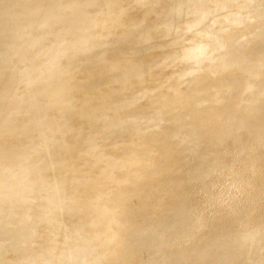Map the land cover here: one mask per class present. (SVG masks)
Listing matches in <instances>:
<instances>
[{
	"label": "bare ground",
	"instance_id": "6f19581e",
	"mask_svg": "<svg viewBox=\"0 0 264 264\" xmlns=\"http://www.w3.org/2000/svg\"><path fill=\"white\" fill-rule=\"evenodd\" d=\"M69 1L73 2V0ZM109 1L108 11L114 20L111 25L101 27V30H105L106 33L109 29L118 27L119 32L117 38L107 46L109 56L105 61L102 62L96 57V59L80 63H74L71 59L66 60L67 58L62 59L51 70L46 71L40 80H36V77L29 79L25 90L7 95L12 88L9 86L0 88V99H2L0 103L1 162L8 167L12 166L17 158L15 152H19V156L23 158L34 150H42V154L50 155L47 157L48 161L53 162L52 166L48 167V172L39 178L41 182H37L32 187L33 190L44 193L50 189L43 181L52 178L53 170H55L52 167L56 161L59 164L67 162L66 153L75 146L71 153L68 170L64 173L65 192L61 194L60 201L58 199V203L51 211L52 217L49 215L54 223L47 225L46 220L35 215L32 217L30 212L28 213L30 207L24 202V195H16L12 202L8 201L10 194L18 190L16 185L8 188L0 187V264H63L64 262L65 264H208V252L206 251L208 235L213 231L221 234L226 231L224 226L231 225L232 220L221 223L222 218L228 215L234 216L239 212L240 205L246 201L257 198L264 202V83L256 91L254 98L248 100L243 106L240 113L235 115L232 113V108H228L223 119L219 121L215 116L217 114L212 113L218 112L210 110L213 102L216 106L217 99L214 98L213 93L208 91L206 84L194 81L178 82L173 74V81L184 85L183 91L176 94L173 87H166L164 93L159 95L157 89L164 81L157 76H150L143 81L149 79L147 83L151 85L146 94L143 89H138L131 97L125 98L118 97V95L122 94L120 90L127 87L126 76L129 72L122 71L119 67L115 74L106 75L104 78L97 77L96 74L113 60L119 64H130L128 68L131 70L129 71L137 69L135 60L146 55L151 49L160 50L158 56L160 62L169 60L167 50L173 49L176 56L169 61L177 66L179 56L193 42L208 45L214 52L237 60L264 62V28L263 31L260 30L264 25V11L261 12L258 9L255 13V10L247 16L246 21L243 18L246 23L255 22L254 24L257 23L258 27L260 25L259 30H254L259 31L255 32L256 35L255 33L249 35L248 30L251 31L253 26H250V29L246 27L247 32L243 30V25L240 27L242 29L240 33L244 31L245 35L235 30L240 36H245L244 39L241 36L240 44L245 42L248 44L253 40L251 46L248 44L249 47L244 44L242 48L241 44L242 51L240 46L235 44L240 50L237 51L238 55L234 53L235 56L230 55L234 52L232 48V52L231 49L223 52L221 46L231 32H229L230 27L236 26L234 29L239 31L237 28L240 26H237L240 22L238 3L242 4L246 0H235L234 6H227L222 2L212 3L213 5L208 10H204L200 2L164 0L163 3L161 2L162 5L149 8L145 14L144 12L138 13L133 20L127 19L119 26L117 23L122 12L118 8V2L121 0ZM133 1H135L133 6L139 7L146 2V0ZM64 3L66 4V0ZM75 3L78 5L79 12L90 8L89 4L86 5L87 3L85 4L83 0H75ZM97 3L95 2V5ZM85 6H88L87 9ZM162 8L165 9L163 13L160 11ZM151 12L156 14V21L148 23L145 16ZM77 15L80 17V14ZM92 16L95 15L92 14ZM259 16L261 19L258 18ZM15 17L8 16L0 24V28L7 31L6 26L8 27V23L14 24L12 21H15ZM216 19L221 20L219 24L215 22ZM33 20L34 22L30 21L32 24L24 27L20 33L21 38L27 39L31 32L39 29L41 13H35ZM257 20L259 22H256ZM246 23L245 25L248 26L249 24ZM132 33L135 35L133 45L128 43ZM247 33L250 37L254 35V39L251 40L253 37H248ZM229 38L231 42L234 40L231 36ZM247 38L250 39L247 40ZM27 42L26 45L29 48L32 41ZM89 43L91 42L87 41L85 50L77 55L91 56L94 52H91L92 47ZM126 44L131 45L133 53L128 54L122 50V46ZM17 45L12 44L13 47L11 45L8 47V50L13 48L10 50L17 53L16 58L20 50L19 44ZM21 48L23 51L26 50V46ZM238 48L235 49L238 50ZM11 55L12 53H9V56ZM129 57L132 61L128 60ZM20 59L21 56L18 61ZM24 60L29 67L36 66L35 55ZM149 64L151 61H148ZM22 71L20 70L18 75L22 74ZM94 73L96 76L93 75ZM3 78V76L0 77V86L4 84ZM113 82L115 84L112 87L104 85ZM65 86L68 88H64ZM239 87L240 84L234 82L230 92ZM71 92L79 94L67 99ZM253 92L246 93L242 88L243 95H250ZM228 95L227 93L226 96ZM89 98L95 101H98L97 98L106 99L104 104L96 105L100 109L103 104L104 107H101L103 109L99 110L101 112H96L98 108L92 109L94 100ZM147 99H159L160 108L171 107L182 101L184 104L182 109L192 108L194 116H191L192 119L189 121L187 119L185 123L186 121H182L184 118L182 112L172 117L168 113L160 119L163 121L162 125L150 128L145 108ZM88 100L90 101L87 102ZM222 100L217 105H220ZM73 105L76 107L69 114L68 121L60 120L61 111L69 110ZM77 112L80 114H76ZM153 112L151 114L155 113ZM13 114L16 117H12ZM203 118L208 119L215 130L221 131L219 137L214 139L205 137V127L204 129H202L203 126L199 128V122ZM235 120L242 121L244 126L236 131L231 142L221 143V138L231 131V124ZM178 124L179 127L181 125L184 127L180 129L178 127L176 130ZM147 128H150L147 134L139 138L138 132ZM198 140H203V143ZM140 142L148 143L142 150L155 148L157 156L153 155L151 158H155L142 163L138 171L128 172L127 177L131 183L123 185L124 182L119 181L122 186L115 192L116 199L121 205L127 206L126 210L113 212L112 209L104 207L95 192L86 197L82 195L83 183L94 176V174L91 175V169L95 164L100 165L97 174L104 177L108 170L109 174L115 175L119 172L118 169H122V162L125 165L127 164L125 162H128L126 165L128 167L133 165V161L139 160L136 158L139 155L138 143ZM155 144L158 147H155ZM176 147L179 151L174 154ZM113 151H116L117 157L111 158L109 154L111 155ZM170 155L173 156L169 157ZM189 156L196 157L197 163L191 166L186 165L185 161ZM119 158L125 159H122L120 163L121 168L116 166ZM138 162L134 164L136 167ZM116 168L117 171L113 173ZM7 172L5 175L0 174V184L15 175V172ZM78 174H86L85 179L78 180ZM138 175L145 178V181L135 184ZM131 177L135 178L129 179ZM233 178H236L234 182H232ZM161 181L170 183L169 194L165 198L157 190V185ZM120 183L115 182L116 185H121ZM134 200L136 202L133 203ZM133 204L135 208H132ZM184 206L187 209L178 219H175L172 215L173 209ZM100 212L103 215L98 216ZM253 216V222H247L246 225L259 229L258 236L254 234L255 240L256 237L262 239L264 238V211L258 214L255 212ZM50 218L49 221H51ZM60 220L64 221L62 222L64 225L60 223ZM205 220L220 225L201 229V224ZM19 221H24L21 225L24 226L21 228L16 225ZM114 222L121 223L122 226L115 229ZM124 231H126L124 236L117 235ZM90 234L94 236L90 238ZM45 235L60 241L54 243L50 237L48 241L49 239L51 241L47 242ZM42 237L44 240L41 239ZM106 237H108L106 243L96 249L90 245L80 246L92 238ZM159 241L163 242L165 247L158 251L154 247ZM74 244L77 246L69 253L63 252V249ZM232 247L229 244L221 249L214 264H226ZM57 250L60 251L54 253ZM251 261L253 264H264V252L257 254Z\"/></svg>",
	"mask_w": 264,
	"mask_h": 264
},
{
	"label": "rangeland",
	"instance_id": "374dc122",
	"mask_svg": "<svg viewBox=\"0 0 264 264\" xmlns=\"http://www.w3.org/2000/svg\"><path fill=\"white\" fill-rule=\"evenodd\" d=\"M48 1H50V0H45V1H43V0H0V24L4 20H6L8 18V16L9 17L10 16H16L14 19L15 21H12L14 24L8 23V27L6 26V28H8L7 31L4 30L3 28L2 29L0 28V34H5L7 36L6 37L5 35H3V36H5V37H3L2 35H0V36H2V37H0V39L2 38L0 40V47L3 46V47H1V49L2 48L3 49L2 50L0 49V77L1 76L4 77L3 78L4 84L2 86H0V88H4V86H9V88H12V91H8L7 95H11L13 92L25 90V86L27 85L28 80L35 77L32 70L38 66V62H36L35 67H29L27 62H25L24 59L28 60L30 57H33L35 55V50L28 48L26 44H28L27 41H30V40L34 41L35 39H38V36L40 35L39 29L33 31V33L31 32V34L29 35V37L27 39H25L23 37L21 38L20 33L24 30V27H26L28 24H32L31 23L32 21L34 22V20H33L34 14L35 13H37V14L41 13L42 7H44L46 4H48L47 3ZM68 1L69 0H66V4ZM83 1L85 2V4L87 3L86 5L89 4L90 8L87 9L88 6H85L86 7L85 9H87L86 11L81 10V12H79V10H77V14H80L79 15L80 17H78V15L76 14V16H77L76 22H77L79 28L81 26L80 29L82 31V34L84 35V38L87 41L91 42V43H89L92 47L91 52H94V53L91 56L87 55V54L86 55H77L76 54L75 56H70L67 59L66 58L65 59L69 60V61L71 59V61L73 60L74 63H80V62H84V61L86 62V61H90L92 59L97 58L103 62L106 60V57L109 56V50H108L107 46H109V44L117 38L119 28L114 27L112 29H109V31H106V33H105V30H101V27H103L104 25H108V26L111 25L113 20H114L113 16L108 11L109 2H110L109 0H104V2H103V0H97V1H99L98 3L96 0L94 2H93V0L92 1L88 0L89 2L91 1L90 3L88 1L86 2V0H83ZM155 1L156 0H152V1L146 0V2L144 1L145 3L141 7L133 6V4L135 3V1H133V0H121V1H119L118 2V8H119V10H121L122 15L118 19L119 21L117 23L118 24L117 26L123 24L127 19L133 20L134 16H136L138 13L144 12V14H145V12L149 8L158 7L159 5H162V3L164 2V0L163 1L158 0V1H156V3H155ZM236 1L235 0H186L187 3L200 2L201 6L204 10L210 9L211 6L217 2H222L223 4H226L227 6L228 5L234 6V4H236ZM62 2L64 3L65 0H62ZM95 2L97 3L96 5H95ZM158 2H160V3H158ZM70 3H72V1ZM92 4H93V6H92ZM263 5H264V0H246V2H244L242 4L238 3V9L237 10L239 12V16H240L239 18H240V22L242 21L241 22L242 24L239 22V24L237 25V26L240 25L239 27H237V28H239L238 29L239 31H237V29H234V27H236V26L230 27L229 32L230 31L231 32L227 35V37L229 38V36H231V39L234 38V40L232 41L234 43V45L231 41H229L230 38L228 39L226 37L224 40L226 41L228 39L227 42L223 41L224 44L221 46V48H223V52H225L226 49L230 50L232 48L234 50V52H232L233 50L231 49L232 53L230 55H232L234 53H236V55H238L237 51H240L241 46L243 48V46H245L244 44H246L245 41H244L245 42L244 44L241 43L242 45L239 43L241 41V36L244 39L245 36H243V35H245L247 30L250 29L252 26L254 29L251 28L252 29L251 31L248 30L250 32L249 35L254 34L255 32L256 33L259 32L257 30L256 31H254V30L255 29L259 30L260 25L258 27L257 23L254 24L255 22L254 23L252 22V24H251V22H249V23L247 22L249 24L248 25L245 22L246 21L245 19L247 18L248 15H251L252 12H255V10H256L255 13H257L258 9L261 12L264 11ZM128 8H130V9H128ZM163 10L165 11L164 8H162L160 11L163 13ZM82 11H84V13H82ZM81 13H82V15L84 14L85 16L83 15L84 16L83 17L81 15ZM91 13L95 16H92ZM89 15H90V17L88 18ZM155 15H156L155 13L151 12L147 16H145L147 22L153 23L154 21H156ZM260 17L261 16H259L258 18H260ZM243 18L245 21L243 20ZM220 21L221 20L216 19L215 22L217 24H219ZM243 21H244V24H243ZM256 22H259V20H257ZM245 23L248 26H246ZM258 24H262V23H258ZM95 26H97V27H95ZM220 26H223V24H220ZM241 26H242V28L244 27L243 30H246V32H245V34H244V31H243V33L241 32L243 35L240 36V34H241L240 30H242L240 28ZM262 26H264V25H262ZM262 26H261L260 30H262L264 28ZM246 27L248 29H245ZM255 27H257V28H255ZM2 30H4V32H2ZM84 30H85V32H84ZM232 30H234V31H232ZM235 30H236V32H239L240 34L236 33ZM235 33L238 35V37H236L237 35ZM256 33H255V35H256ZM249 35L247 33L248 37H250ZM134 36L135 35L132 33L130 38H129L128 43L133 45V41L135 40ZM251 37H253V38H251ZM251 37H250L251 40L254 39V35H252ZM238 38H240V39H238ZM250 38H247V40ZM237 39H238V41H237ZM250 41H248V42H250ZM252 41L250 43H248L250 46L253 43ZM12 44H13V46L15 44L16 45L19 44L20 50L19 49L18 50H19V54L21 51V54L20 55L18 54V57L20 58V56H21L20 61H18L19 60L18 57L16 58L17 53L15 54L14 50H13V52L11 51L13 48H10L11 49V50L9 49L10 51L8 50V47L10 45L12 46ZM130 44H126V45L122 46L123 47L122 50L125 53H128V54L133 53L132 47ZM235 44L236 45L238 44V46L241 45L240 50ZM248 44H246L247 47H249ZM23 46L24 47L26 46L25 49L27 51L24 50L26 55L23 54L24 51L21 50L22 49L21 47H23ZM235 48H238V50H236ZM9 53L10 54L12 53V55L9 56ZM228 53H230V52H228ZM13 55H14V57H13ZM159 55H160L159 49L149 50L146 55L135 60L134 63L136 64L137 69L135 68L132 71H129L131 69L128 68V66L130 64H128V63H120L119 64L115 60H113V61L108 63L107 67H104L100 71H97L96 74H97V77L104 78L106 75L110 76L112 74H115L119 70V67H121L120 69H122V71L129 72V74L126 76L127 87L123 90H120L122 94L118 93L119 94L118 97L122 96L125 98H129L138 89H143V92L146 94V92L149 91L151 85H150V83H147V81H149V79L145 82H143V81L146 78H149L150 76L151 77L157 76L161 80L164 81L162 86L157 89L158 90L157 93L159 95H162L164 93V90H166V87H173L176 94H179V92L183 91L184 85L183 84H176L173 81L172 75L173 74L175 75L176 70H177V66H174V64L171 61H169L176 56V52L173 51V49H168L167 55L169 57V60H166L164 62L159 61V57H158ZM227 55H229V54H227ZM237 57H239V56H237ZM128 60L132 61V59L130 57ZM148 61H151V64L148 65ZM129 63H131V62H129ZM12 68H14V69H12ZM20 70H23L24 72L22 71V74L18 75V72ZM96 74L94 73L93 75L96 76ZM139 82H141V83H139ZM263 83L264 82L259 83L258 87L255 89V91L250 95H243L241 86L238 89H236L235 91L233 90L234 92L233 91L227 92L229 94L228 96H226L227 93H225V95L223 94L226 97H224V96L219 97L220 98L219 103L222 100L221 98H223L221 104L217 105L218 102L216 100L215 101L216 106H214V104H213L214 102H213L211 105L212 107H210V110H216V112H218V113H215V112H212V113L217 114L215 116L218 117L219 121L221 119H223V115H224V113H226V109H228V108H230V109L232 108L231 109V110H233L232 113L237 115L236 113L241 112L243 106L248 102V100L254 98L256 91H258V89H260L262 87ZM114 84H115V82L109 83V84H104V85L105 86L109 85V87H112ZM64 88H68V86H65ZM207 89H208V87H207ZM78 94L79 93H77V92H71L69 94V96H67V99H71L74 96H77ZM127 96H129V97H127ZM89 99L91 100L93 98H89ZM1 100L2 99H0V103H1ZM90 100H88L87 102H89ZM93 100H94L93 103H94L95 107L93 106L92 109L98 108L96 112H98L99 110H102L103 108L101 109V107H104L103 104H104V101L106 102V99H104V98L98 99L97 98L96 100H98V101H95V99H93ZM99 103H103L100 106V109H99V107H96V105L98 106ZM76 104L77 103H75V105ZM159 104H160L159 99H156V100L155 99H153V100L147 99L146 100L145 108L147 109V117L149 120L148 126L150 128H155V126H157V125H162L163 121L160 119H162L168 113H170L169 115L172 117L174 114L176 115V114H179V112H182L183 117H184L182 121H184V122L186 121L185 123H187V119L189 121L192 119L191 116H194V114H193L194 111H192V108L188 107V108L182 109L183 105H184L182 101H179L178 103H176L174 106H171V107L166 106V108H160ZM75 105H73V107H70L69 110L61 111L60 120L65 121V122L68 121V119L70 118L69 114L72 112L74 107H76ZM221 106H223L224 108H222ZM219 107L222 108V110L218 111L220 109ZM75 111H77V108H75ZM152 111H154L155 113L153 112L154 114H151ZM221 111H222V113L220 114ZM78 112L76 114H80ZM99 112H101V111H99ZM12 117H16V115L13 114ZM185 123H184V125L186 126ZM199 123H200V126L198 125L199 128L200 127L202 128V126H203L202 129H204V127H205L204 135L206 138H213L214 139V138L220 136L221 131L215 130L208 119L203 118V119H201V122H199ZM181 124H183V122ZM184 125H181L179 127V124H178L176 126L177 127L176 130H178V127H179V129L184 127ZM243 126H244V123L242 121L235 120L231 124V131L227 135H224V137L221 138V143L223 142L225 144H228L229 142H231L235 137L236 131L242 129ZM150 128H147L143 131L138 132V137L140 138L143 134H147V132ZM198 141H197V143H198ZM202 141L203 140H200L199 142H202ZM105 144H107V143H105ZM105 144H103V145H105ZM147 145H148L147 142L138 143V147H139L140 151H139L138 157L136 158L139 160H135L136 162L139 161L136 164L137 167L134 165L136 163L135 161H133L134 163L132 166L127 167L126 165L128 164V162H125V163H127L125 165L122 162L125 159L122 158L123 159L122 160L119 158L117 160V162L115 161L116 166L117 167L119 166L121 168V165L123 164L122 169H120V170L118 169L119 172L115 175H112L111 173L109 174V172L107 170V172H105L106 174L103 177L100 174H97L98 173L97 170H98V167L100 165L95 164L93 166V168L91 169L92 170L91 175L94 174V176L91 177V179L89 181H85L83 183L82 195L86 197L87 195L95 192L97 194V196L100 198L102 205L104 207L112 209L111 211H113V212H120V211L126 210L127 206L121 205L117 201L115 192L117 191V188L122 186L123 182H124L123 185L131 183V181H129L128 177H127V176H129L128 172H131L132 170H135V172L138 171L137 169H139V167L142 163L148 162V160L155 158V157L151 158V156L156 155L155 148L152 150H147V149L142 150ZM195 145H198V144L195 143ZM154 146L158 147L157 144H155ZM74 147H72L66 153L68 156V157H66L67 158L66 163L63 162L62 164H59L57 161H56V163H54V166L52 168L55 170H53L52 178L49 180L46 179L45 181H43L44 184L46 186H49V188H50L49 190L47 189L46 191H44V193L42 191H39V190L35 191L32 189V187L34 185H36L37 182L38 183L41 182L39 180V178L43 174L48 172L49 166L50 167L52 166L53 162L48 161V158H47L50 155L42 154L43 153L42 150H34V151H32V153L30 155L22 158L19 156V152H15V155L17 156V158L13 162V165L9 166V167L5 163H2L1 162L2 159H1L0 160V174L5 175V173L8 171V172H15V175L12 178L1 183L0 187H2V188L7 187L8 188V187H13V185H16L18 188V190L15 191L14 194H12V195L10 194L8 201L12 202L15 199L16 195L17 196L18 195H24V198H25L24 202L26 203V205H28L30 207V211H28V213L30 212L31 216L35 215L37 217L42 218L43 220H46V222L48 223L47 225H49V223H51V224L54 223V222H52V218H50V217H52V215L50 213L53 210L54 206L58 203L59 197L61 199V194H63L65 192L64 189H65L66 185H64L65 184L64 173L68 170V167H69V164L71 161L70 158L72 157L71 153H73ZM4 149L5 148H3V150ZM177 151H179L178 147H176L174 149V154H176ZM4 156H5V154H4ZM109 156H111V158L117 157L116 151H113V153L111 155L109 154ZM171 156H173V155H170L169 157H171ZM66 158H65V160H66ZM118 161H120V162H118ZM197 161L198 160H196V157L189 156V157H187L185 163H186V165L191 166V165L197 163ZM121 162H122V164H120ZM123 167H126V168L123 169ZM116 171H117V168L115 170H113V173H115ZM87 172L89 173L88 170H87ZM85 175L84 174H78L77 175L78 180L79 179L84 180ZM134 178L135 177H131L129 179H134ZM121 180H122V183H120ZM235 180H236V178H233L232 182H234ZM114 181L116 182V184L120 183L121 185H116ZM144 181H145V178H142L141 175H138L137 179L135 180V182H136L135 184H138V183L140 184V183H143ZM169 184H170L169 181H161L157 185L158 192L164 198L167 197L169 194V188H170ZM183 185L185 187L186 183L184 182ZM55 193H57V194H55ZM60 199H59V201H60ZM134 202H136V200H134L133 203ZM135 207L136 206L133 204L132 208H135ZM185 207L186 206H184L183 208H174L173 209L172 215L175 216L174 217L175 219H178L181 216V214H183V212L187 209V207L186 208ZM240 207L241 208H240L239 212L236 213L234 216L228 215V216H225L224 218H222L221 223H227V222H230L232 220L230 226L229 225H228V227L224 226V228H226V231L221 232V234L217 233V231H213L212 234L210 233V235H208V238L206 239V241H207V245H206L207 250L206 251L208 252V264H214L216 262L217 257H218V253L224 247L229 246V244L232 245L233 247H232V250H230L229 255L227 256L226 264H253V262L251 260L255 256H257V254H261V252H264V238L260 239V237H256V240H255V236H254V234H256V236H258L257 232L259 229L257 230V228H255V227L251 228L252 225L250 227L246 225L247 222L254 220L253 214L255 212L258 214V213H262L264 211V209H263L264 202L255 198L252 201H246V203H244V204L242 203L240 205ZM49 215H50V217H49ZM101 215H103V213H101V212L98 213V216H101ZM49 218L51 221H49ZM54 219L56 220L55 217H54ZM208 220H205L201 224V229L213 228L214 226L220 225V224H217V225L212 224ZM23 222L24 221L16 222V225L21 228L24 226V225L21 226ZM57 222L59 223V220ZM62 222H64V221L60 220V223H62ZM232 222H233V225H232ZM62 224L64 225V223H62ZM121 226H122L121 223H118V222L113 223V227L115 229H118V227H121ZM125 232L126 231H124L122 233H118L117 235L120 237L124 236ZM93 236H94L93 234H90V238ZM45 237H47V239H46L47 242L51 241L52 239H53L54 243H56L58 241L56 237H55L56 239H54L52 236H50L51 237L50 238V237L45 235ZM48 238H50L51 240L49 239V241H48ZM41 239H43V237ZM106 239H108V237L101 238V239H93L92 238L91 240L86 241L83 244H80V246H89L90 245L93 249H96V248L100 247L102 244H105ZM59 241H58V243H59ZM109 243H107V244H109ZM76 246H77L76 244L71 245V246L63 249V252L69 253ZM163 247H165V246H163V242L159 241L156 243L154 249L159 251V250L163 249ZM59 251L60 250H57L54 253H57ZM63 264H65V262Z\"/></svg>",
	"mask_w": 264,
	"mask_h": 264
},
{
	"label": "clouds",
	"instance_id": "9594fccd",
	"mask_svg": "<svg viewBox=\"0 0 264 264\" xmlns=\"http://www.w3.org/2000/svg\"><path fill=\"white\" fill-rule=\"evenodd\" d=\"M77 8L75 0L68 4L50 0L42 7L40 35L29 44L38 62L32 70L36 80L60 60L85 50L87 40L76 22ZM175 76L178 82L206 84L219 102L222 94L232 90L234 82H238L244 92H253L264 82V62L237 60L214 52L208 45L193 42L179 56Z\"/></svg>",
	"mask_w": 264,
	"mask_h": 264
}]
</instances>
